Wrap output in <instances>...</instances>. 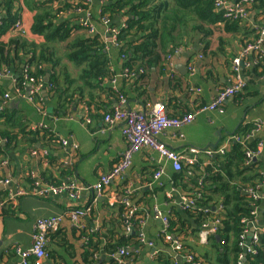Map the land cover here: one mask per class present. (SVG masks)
Here are the masks:
<instances>
[{
  "label": "crops",
  "instance_id": "crops-1",
  "mask_svg": "<svg viewBox=\"0 0 264 264\" xmlns=\"http://www.w3.org/2000/svg\"><path fill=\"white\" fill-rule=\"evenodd\" d=\"M60 1L53 0L49 5H58ZM89 1V8L96 12L94 20L91 19L94 28L92 35L107 43L110 40L108 28L119 27L123 16L120 13L112 15L108 23H103L102 17L106 15L97 14V11L100 12L101 1ZM69 2L73 3L74 0ZM253 3L246 8L247 17L242 20L239 31L223 36L221 43L217 42L213 48L214 54L204 63H201L202 57H198L200 48L195 50L190 47L191 50L187 46H180L166 54L163 62L158 59L154 67H151V71L146 72L145 79L133 86L123 78L122 60L117 52V46L112 45L106 49L112 76L103 80L102 84L127 95L126 104L132 110H148L153 103L163 102L171 114H185L184 112L188 113L196 107L208 105L215 92L230 83L232 59L240 57L244 48L254 42L249 43L256 32L259 35L264 30V0H256ZM86 10L76 12L70 9L57 19L69 20L72 28H76L71 33L73 39L81 34L88 36L81 25L82 21L80 22L84 19L85 16L82 14ZM25 16L28 20L30 14L25 13ZM25 16L22 15L23 27L30 26V22L24 20ZM215 43L216 36L213 38V45ZM244 43L247 44L243 46ZM168 61L173 63V71L168 70ZM190 64L196 66L192 74L187 70ZM255 64H257L255 51H249L241 57L240 69L245 88L225 100L222 112L216 110L200 112L191 123L165 129L158 136L165 146L185 157L181 161L180 171L175 170L170 162L159 159L157 152L141 150L133 155L130 167L109 182L103 194L85 189L70 193V185L77 187L93 185L100 175L108 173L120 159L126 146L120 127L108 125L101 117L103 111L113 110L119 102L104 89H96L88 104L76 101L75 95L69 108L61 106L59 101L63 102L65 94L63 97L55 90L49 95L43 84L37 95H31L30 85H22L23 87L19 88L16 81L18 72L10 70L9 76L0 78L3 94H9L4 106L14 110L17 119H24L27 131H31L32 127H43L32 130L39 136L21 138L14 149L9 148L10 146L6 145L9 143L0 138L2 140L0 146L3 149L0 153V179L9 181L6 185L0 186V190L7 191V200L15 208V214L10 217L3 215L0 208V264H19L21 258L15 250L16 247L29 248L35 222L37 219L50 216H61L63 221L53 238H48L47 250L52 255L37 264H121L120 257L105 253V247L102 248L105 245L102 235L103 232L112 229L124 235L119 220L120 201H116L121 199L126 191L130 192L129 199L132 197L136 203L133 205L137 208V215H145V224L141 226L144 241L134 229L132 232L136 239L135 244L128 247V251L133 253L129 262L152 264L153 258L162 251L157 248L156 242L163 223L155 216V207L166 218L177 213L187 223L183 235L190 231V227L195 225L196 217H190L185 213L187 208L183 207V198L189 196L185 193V186L188 187L194 182L200 183L208 171H220L225 174L228 185L240 189V196L244 199L247 195L245 188H249L247 185L250 182L262 183L256 192L259 198L255 205V215H252L253 219L248 217L252 222L247 227L248 235L244 241L248 244L253 233L257 237L264 234V217L261 215L264 211V68L254 70ZM47 76V74L43 76L44 82L48 80ZM126 78L132 82L133 78ZM58 97L59 100H56ZM87 99L85 96L84 100ZM258 121L263 123V128L253 136L246 139L248 132L241 136L234 135L240 125L251 124L253 127ZM50 132L56 141L51 142L53 139L49 141ZM234 136L238 137V140L234 139ZM57 137L65 139L66 143H60ZM31 138L35 139L33 149H30L28 141ZM248 139L256 140L254 150L257 149L258 142L262 143V148L249 164H245V157L240 167L247 169L251 166L257 173L256 177L255 174L250 177L252 173L243 176L245 179L236 174L227 176L225 164L228 162L230 143L234 141L244 144ZM222 147L224 152H218L217 149ZM192 148L196 153L189 151ZM32 151H36L37 154L33 155ZM190 164L195 166L196 174L201 171L199 176L195 177L188 170L183 172L179 179L172 180L173 173L181 172L187 167L189 169ZM158 166L163 168V174L155 181L153 173ZM48 177L55 179L56 183L45 179ZM48 186H62L65 189L59 192L43 191L42 194L40 187ZM76 206L89 209L80 217L78 228L73 227L67 219L68 211ZM217 207L211 206L206 210L215 213ZM251 210L250 205L249 211ZM196 235L197 232L193 238L188 233L183 237L181 242L185 250H190L191 244L197 242ZM80 236H91L93 244L83 245ZM94 251L96 255L90 259L88 252ZM173 252L172 250L170 254L173 255ZM165 253L162 251L161 254ZM170 261L172 264H188L181 257L171 258ZM155 264L165 263L155 261Z\"/></svg>",
  "mask_w": 264,
  "mask_h": 264
},
{
  "label": "trees",
  "instance_id": "trees-1",
  "mask_svg": "<svg viewBox=\"0 0 264 264\" xmlns=\"http://www.w3.org/2000/svg\"><path fill=\"white\" fill-rule=\"evenodd\" d=\"M52 1L0 0V69L6 67L15 73L18 72L16 81L19 88L23 87L21 72L24 65L29 66V74L34 81L40 79L39 77L43 79V76L47 74L48 80L46 82L40 79L42 84H45L47 93L50 95L56 90L63 97L65 94L63 102L59 101V103H61V106L68 108L75 95L77 96L76 101L85 104L90 103L89 100H91L96 89H104L108 95L115 97L116 101H119V96L126 99L127 95L113 91L102 84L103 80H107L112 76L106 51L108 43H103L97 36H86L85 34L73 39L71 33L76 28H72V24L68 22L69 20H57L59 15L68 12L70 9L76 12L87 9L90 18L94 20L96 12L93 8H89L90 1L74 0L72 3L69 0H61L55 6L49 5ZM100 1L101 13L97 11V14L106 15L108 19L119 13L123 16V25L119 27L116 35L118 41L117 52L119 55L124 56V59H121V74L124 69L128 75L130 73L134 74L131 77L133 78L132 82L129 78L123 77L133 86L136 82L145 79L146 72L151 71V67H154L158 59L163 62L166 54L180 46H187L188 49L200 48L199 55L203 59L201 63H204L206 59L214 54L213 48L217 45V42L220 44L223 36L239 31L242 23L239 18L224 17L222 11L214 7V0ZM25 13L30 14L28 20ZM22 15L25 16V21L30 22V26L25 27L27 34L18 31L12 33L13 24L17 19H22ZM79 29L83 28L79 27ZM215 36L216 43L213 45ZM258 36L256 32L249 43L255 41ZM246 44L244 43L243 46ZM62 45H64L63 51L59 48ZM59 53H62L63 57L77 68L75 77H70L67 73L64 65L61 64ZM255 55L257 64L254 65V70H259V68L263 70L264 50L261 58L258 57V53H255ZM3 91V87L0 85V138L10 144H6L8 147L10 146L9 148L14 149L21 138L39 135L32 130L27 131L24 119H17L14 110H11L8 106H1ZM85 96L88 97L87 100H84ZM56 100H59V97ZM108 112V110L103 111L101 117L103 118ZM167 112L170 115H178L171 114L168 110ZM251 128V124H242L235 130L234 135H245ZM50 135L49 141L52 139L51 142L56 141L52 132H50ZM28 141L31 146L30 149H33L35 139L31 138ZM255 142L256 140L248 139L244 144L234 141L230 143V150L227 153L228 162L225 164L227 166V176L236 174L243 177L252 173L250 177H253L254 174L256 177L257 173L250 165L247 169L240 167L245 159V150L248 148L254 149ZM1 148L0 146V153L3 150ZM194 167L192 164L189 169L187 167L181 172L173 173L172 180L179 179L184 174L183 172L188 170L195 177L199 176L201 171L196 174ZM205 173L206 176L202 177L200 184L194 182L188 187L185 186V193L192 196L194 202V206L187 208L185 213L190 217H196L194 227H190L191 230L183 235L187 223L176 213V215L173 214L167 218V232L181 242L188 233L194 238V234L198 232L202 223L217 217L221 222L216 232L219 239L216 240L211 236L206 243L194 242L191 244L190 250H185L181 242L182 250L180 254L182 256L190 254L193 261H200L202 264H264V234L258 235L253 243L255 250L253 253H245L239 244V235L244 227L242 218L250 217L253 219L249 207L250 205L252 207L253 204L256 205L257 200L247 196L248 194L245 191L247 194L246 199L240 196V189L228 185L225 174L220 171ZM49 178L45 179L53 184L56 183L55 179ZM255 183L250 182L247 186L254 187ZM6 196L7 191L0 190V201L3 204L1 213L10 217L15 214V208ZM130 199L133 202L132 197ZM133 204L136 205L134 202ZM219 204L222 206L220 214L211 211L204 212L203 210ZM119 211V220L124 226L125 208L122 202H119ZM261 215L264 217V211ZM130 221H132L136 230L137 223L134 218L131 217ZM56 232L48 233V238H53ZM122 232L124 233L123 236L120 231L115 232L113 229L103 232L102 238L106 246L104 245L102 248L105 247L106 254L113 255L118 248H128L135 244L136 236L134 233H125L124 227ZM81 239L83 245L93 244L91 236H87L85 241L83 237ZM156 243L158 249L168 254H161V251L153 258L152 264H155V261L170 264V260L173 258V255L170 254L172 252L171 242L165 239L164 234L160 232ZM51 255L48 251L47 257ZM88 255L91 259L94 258L96 253L95 251L88 252ZM131 255L133 253L128 251L124 257L129 260ZM240 255H242L243 260H239ZM31 263L34 264L33 261Z\"/></svg>",
  "mask_w": 264,
  "mask_h": 264
},
{
  "label": "built area",
  "instance_id": "built-area-1",
  "mask_svg": "<svg viewBox=\"0 0 264 264\" xmlns=\"http://www.w3.org/2000/svg\"><path fill=\"white\" fill-rule=\"evenodd\" d=\"M89 2V0H85ZM256 0H214V7L218 10L222 11V15L224 17H233V18H239L241 20H244L247 17V6L251 3H253ZM84 19L80 20L82 21L81 25L82 27L87 31L88 34L94 33V28L91 24V18L90 13L88 10L84 12ZM22 19L19 18L15 21V23L12 26L11 32L15 33V31H18L22 34H27L25 27L22 25ZM103 23H108V18L103 16L102 17ZM123 23H121L120 26H122ZM119 26V27H120ZM119 27H109L108 33L110 34V40L108 43V46H106V49L109 48L112 45L118 46V41L116 39V35L118 33ZM264 48V30L260 32L259 36L256 38V40L249 44L247 47L244 48L242 54L240 57H234L231 61V80L228 85L225 87H222L218 89L215 94L213 95L212 101L206 105V106H199L194 108L192 111H188V113L185 114H178V115H170L168 114L166 107L163 102H155L151 105V107L148 110H132L125 108L124 105H126V99L123 96H119V104L117 107H115L113 110L109 111L103 116V120L108 125H119L121 134L125 140L126 146L124 151H122L120 155V159L115 163V165L112 167V169L103 175H100L98 181L90 186H84V187H77L73 184L70 185V193H77L80 189L85 190H92L95 191L97 194H103L105 187L109 184V182L116 176L121 175L124 171H126L131 164V159L133 155L141 150H152L157 152L159 155V159H164L165 161H168L171 163L172 167L180 171L181 170V161L185 159L182 154H178L175 151L171 150L167 146H165L159 139L158 136L168 128H177L184 124L191 123L195 116L203 111H223V103L228 98L234 96L236 93L243 90L245 86V81L243 78V74L240 69V62L241 57L246 55L249 51H255V53H258V57L261 58V55L263 53ZM121 59H124L123 55H120ZM200 58L201 56L198 55ZM167 68L169 71L174 70V65L172 62H167ZM187 70L192 74L195 72L196 67L195 65H188ZM141 72V71H140ZM11 74L10 69L4 67L3 69H0V78L9 76ZM130 75V76H129ZM127 74L126 70H123L122 76L124 77H132L134 74L130 73ZM22 76L23 81L22 85L29 84L31 89L30 93L31 95H37L39 91L41 90L43 84L40 81L43 80L41 77L37 81H34L33 78L30 77L29 74V66L24 65L22 67ZM198 91V90H196ZM9 98V94L5 93L3 100L1 101V106L6 105V101ZM122 107V108H121ZM88 119V118H85ZM43 126L38 127H32V130L40 128ZM263 123L261 121L255 122L253 124V127L250 129V131L246 135V139L253 136L254 133L262 130ZM182 136V135H179ZM60 143L63 144L66 143L65 139H61V137H57ZM234 139L238 140V137L234 136ZM2 140L0 139V143ZM262 148V143H257V149H246L245 150V157H246V163L249 164L254 158L258 156ZM191 153H196V151L192 148L189 150ZM218 152L223 153L224 148L217 149ZM209 152V151H206ZM33 155H36V151H32ZM44 155V154H42ZM163 174V168L161 166H158L157 169L153 173V180H158L161 175ZM9 181L0 179V186L6 185ZM201 183V182H200ZM198 183V184H200ZM262 185L261 182H257V184L254 185V187L246 188V193L253 199L258 200L259 196L256 192L259 191V187ZM47 188V189H45ZM65 187H40L41 193L43 191H50L53 190L54 192H59L61 190H64ZM121 199H119L116 202H122L125 208L124 218H125V224H124V231L125 233L134 231V226L132 224V221H130V218L133 217L134 220L137 223L136 230L138 232V235L141 237V240L144 241L143 234L141 232V226L145 224V215H137V208L133 205V203L130 201L128 194H130L129 191H126ZM43 194V193H42ZM2 201H0V208L2 207ZM194 206V202L192 199V196H187L183 198V207L184 208H190ZM88 208L83 207H74L70 209L67 213V219L71 223V225L75 228L80 227L79 219L81 216H83L86 212H88ZM154 214L156 217L160 218L163 223V228L161 233L164 234L165 239L167 238L168 241L171 242L170 246L173 252V258L174 259H180L183 258L188 264H202L200 261H193V257L190 254L182 256L180 254L182 247L181 242L179 239L175 238L173 235H170L167 232L168 228V219L162 215L161 211L155 207ZM222 210V206L219 204L217 209L215 210V214H220ZM207 210L205 209L204 212ZM256 206L255 204L252 205V210L250 211L251 215H255ZM61 216H50L45 218L37 219V221L34 224V233L32 235V241L31 245L27 249H20L19 247H16V252L20 256L21 261L19 264H32L33 261L34 264H37L38 262L42 261L43 259L47 258L48 256V250H47V243H48V233L56 232L59 230L61 222H62ZM242 222L244 223V227L242 229V232L239 235V244L244 249L245 253H253L255 250L253 248V243L256 241L257 236L253 233L251 241L247 244L245 240V236L248 235L247 227L252 222L251 219L248 217H243ZM220 220L217 217H214L208 221H205L201 224L199 227V230L197 232V242L198 243H206L209 239V237L216 234L218 227L220 226ZM133 233V232H132ZM84 241L87 239V237L83 236ZM152 243H149L151 245ZM155 249V248H154ZM128 253V248L120 247L118 250L113 254L115 257H120L121 264H130L129 260H127L124 256ZM156 253V250L153 251V254ZM239 260H243L242 255L239 256Z\"/></svg>",
  "mask_w": 264,
  "mask_h": 264
},
{
  "label": "rangeland",
  "instance_id": "rangeland-1",
  "mask_svg": "<svg viewBox=\"0 0 264 264\" xmlns=\"http://www.w3.org/2000/svg\"><path fill=\"white\" fill-rule=\"evenodd\" d=\"M63 47L64 45L60 46L59 48H61V50L63 51ZM59 56L61 57V64L64 65V68L65 70H67V73L70 75V77H75L77 68L72 63L68 62L66 58L63 57L62 53H59Z\"/></svg>",
  "mask_w": 264,
  "mask_h": 264
},
{
  "label": "water",
  "instance_id": "water-1",
  "mask_svg": "<svg viewBox=\"0 0 264 264\" xmlns=\"http://www.w3.org/2000/svg\"><path fill=\"white\" fill-rule=\"evenodd\" d=\"M0 18H1V16H0ZM43 94H44V92H43ZM127 103V102H126ZM126 106L128 107V109H130V107L128 106V104H126ZM216 144V143H215ZM213 146V145H212ZM213 237L217 240V239H219V235L218 234H214L213 235Z\"/></svg>",
  "mask_w": 264,
  "mask_h": 264
},
{
  "label": "clouds",
  "instance_id": "clouds-1",
  "mask_svg": "<svg viewBox=\"0 0 264 264\" xmlns=\"http://www.w3.org/2000/svg\"><path fill=\"white\" fill-rule=\"evenodd\" d=\"M88 35H91V34H88ZM3 97H4V94H3ZM2 100H3V98H2Z\"/></svg>",
  "mask_w": 264,
  "mask_h": 264
}]
</instances>
